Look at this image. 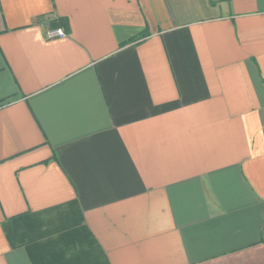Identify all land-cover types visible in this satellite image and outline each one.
<instances>
[{
    "label": "crops",
    "instance_id": "0c3cea01",
    "mask_svg": "<svg viewBox=\"0 0 264 264\" xmlns=\"http://www.w3.org/2000/svg\"><path fill=\"white\" fill-rule=\"evenodd\" d=\"M0 264H264V0H0Z\"/></svg>",
    "mask_w": 264,
    "mask_h": 264
},
{
    "label": "built area",
    "instance_id": "2783aa9c",
    "mask_svg": "<svg viewBox=\"0 0 264 264\" xmlns=\"http://www.w3.org/2000/svg\"><path fill=\"white\" fill-rule=\"evenodd\" d=\"M65 35V31L61 27H53L46 30V36L48 38L64 37Z\"/></svg>",
    "mask_w": 264,
    "mask_h": 264
}]
</instances>
